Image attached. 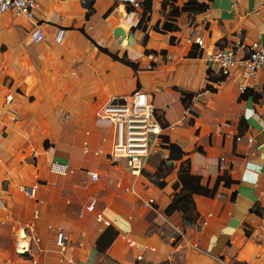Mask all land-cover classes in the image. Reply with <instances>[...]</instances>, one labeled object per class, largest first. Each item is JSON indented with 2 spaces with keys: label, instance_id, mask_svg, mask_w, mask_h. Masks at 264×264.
<instances>
[{
  "label": "crops",
  "instance_id": "obj_1",
  "mask_svg": "<svg viewBox=\"0 0 264 264\" xmlns=\"http://www.w3.org/2000/svg\"><path fill=\"white\" fill-rule=\"evenodd\" d=\"M145 1H40L38 44L30 23L0 15V264H264V64L242 95L209 60L217 48L242 57L252 43L264 47V0ZM136 89L162 128L132 173L111 157L114 129L96 111ZM170 144L180 158L168 159ZM51 161L72 172H51ZM185 165L202 186L195 207L166 214ZM93 200L94 211L84 210ZM97 212L110 221L107 237L117 232L110 242Z\"/></svg>",
  "mask_w": 264,
  "mask_h": 264
},
{
  "label": "built area",
  "instance_id": "obj_2",
  "mask_svg": "<svg viewBox=\"0 0 264 264\" xmlns=\"http://www.w3.org/2000/svg\"><path fill=\"white\" fill-rule=\"evenodd\" d=\"M40 1L47 0H0V15L10 13L14 18L31 24L27 35L30 42L34 44L45 39L41 23L35 20V9ZM134 6L138 7L139 3L135 2ZM64 34V28H57L54 41L62 43ZM192 39L198 47H203L202 38H193L192 35L188 40L191 41ZM209 60L217 66L218 74L223 79L237 78V87L242 94L249 88V81L253 79L257 70L264 64V47L252 43L247 54L242 57H238L233 49L217 48L210 53ZM11 100L12 95H7L6 102ZM96 117L99 121L113 126L111 157L122 159L132 173H139L154 152V142L157 141L158 143L161 136L160 119L149 95L140 89H136L129 97L124 98V102L109 101L102 105L97 109ZM247 140L250 141L251 139L248 138ZM33 156L35 155L33 154ZM49 168L51 172L63 176L72 172L67 164L58 161H51ZM89 174L94 181L98 178L96 173ZM20 190L28 197L35 195L34 186L22 185ZM150 202L149 200L143 203V206H149ZM2 206V192L0 191V208ZM94 206L95 201L93 200L85 206L84 210L92 212ZM82 212L81 210L80 214ZM95 219L103 225L104 229L110 225V221L100 212L95 214ZM179 230L183 234L184 230ZM55 244L61 251L66 246V238L61 228L56 232ZM138 257L140 258V256ZM69 261L73 263L71 260Z\"/></svg>",
  "mask_w": 264,
  "mask_h": 264
},
{
  "label": "trees",
  "instance_id": "obj_3",
  "mask_svg": "<svg viewBox=\"0 0 264 264\" xmlns=\"http://www.w3.org/2000/svg\"><path fill=\"white\" fill-rule=\"evenodd\" d=\"M145 3H146V9H150V1L146 0ZM191 4L194 6L193 7L194 10H204V7H205L204 4H199L196 2H193ZM188 9H192V7H189V6L183 7L181 10L183 11V10H188ZM171 13L174 16L179 13V9L175 6H173V4L171 6ZM144 20H145V17H144V15H142L140 17V20L138 21V23L136 25V28H143V30H144V28H145L144 23H143ZM172 28H173V26L171 23L164 25V29L170 30ZM189 55L190 56H197L198 53L192 51L189 53ZM247 92H248V89L244 93H242V95L247 94ZM190 98H191V94L184 95L183 103L185 104V107L187 106L188 100H190ZM161 140L163 142L165 140V138L161 137ZM169 148H170V155L168 156V159L171 160V159L180 158V155H181L180 152H177L176 154L174 153L175 145L170 144ZM163 164L166 166L165 163H163ZM174 188H175V190H177L179 188V190L174 194L171 203L166 207V209L164 211L166 214H169L174 210H181L182 212H184L185 208L189 210V209L195 207L194 202H193V194L199 192L201 190L202 186L199 183V178L189 172V165H185V166L180 167V169L178 171V184H176ZM185 220L190 221V222L193 221V219L190 216H187L185 218ZM110 230H111L110 227L106 228L102 232L104 234H102L100 236V239H106V240H108L107 242H110L111 239L117 234L116 231H113L110 234L111 236L107 237V233H109Z\"/></svg>",
  "mask_w": 264,
  "mask_h": 264
},
{
  "label": "water",
  "instance_id": "obj_4",
  "mask_svg": "<svg viewBox=\"0 0 264 264\" xmlns=\"http://www.w3.org/2000/svg\"><path fill=\"white\" fill-rule=\"evenodd\" d=\"M115 101L124 102V99L119 98V99L113 100V102H115Z\"/></svg>",
  "mask_w": 264,
  "mask_h": 264
}]
</instances>
